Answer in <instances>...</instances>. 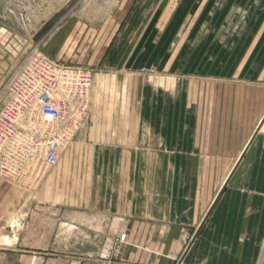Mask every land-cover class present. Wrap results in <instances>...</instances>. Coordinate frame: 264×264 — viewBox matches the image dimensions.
Segmentation results:
<instances>
[{
  "label": "crops",
  "instance_id": "0c3cea01",
  "mask_svg": "<svg viewBox=\"0 0 264 264\" xmlns=\"http://www.w3.org/2000/svg\"><path fill=\"white\" fill-rule=\"evenodd\" d=\"M123 4L113 30H126V38L148 56L144 61L177 62L179 55L180 62L198 64L192 78L200 85L191 87L188 132L176 135L169 151L157 150V157L190 160L172 168L173 174L226 178L200 219L191 210L178 220L166 183L151 184L150 137L141 139L148 148L136 151L126 132L112 129L111 140L102 132L93 157L105 164L90 170L89 185L83 177H69L85 174L84 168L51 169L41 193L0 180V257L5 264H32L40 239H49L50 252L84 256L78 264H99L103 241L124 233L115 264H264V0ZM200 64L207 65L205 72L199 73ZM127 95L124 104L115 97L105 106L113 114L102 111L103 121L127 125ZM92 125L103 126L97 120ZM137 125L150 123L138 118ZM60 171L68 178L56 190L53 176ZM161 172L167 175L166 168ZM40 207L46 217H40ZM183 232L190 233L185 246Z\"/></svg>",
  "mask_w": 264,
  "mask_h": 264
},
{
  "label": "rangeland",
  "instance_id": "374dc122",
  "mask_svg": "<svg viewBox=\"0 0 264 264\" xmlns=\"http://www.w3.org/2000/svg\"><path fill=\"white\" fill-rule=\"evenodd\" d=\"M124 7L123 0H0V112L8 99L6 84L10 74L34 54L59 66L89 71L93 80L88 92L87 115L81 126L66 141L54 168H84L85 174L69 177H83V181L89 185L92 182L90 170L105 164L101 158L93 157L96 155L94 149L101 147L102 132L109 140L114 130H120L123 135L126 132L129 143L134 138L136 151L150 145L151 184L166 183L168 197L177 201L178 220L190 217L191 210L200 219L226 175L173 174L172 168L188 166L190 160H161L157 157V150L166 147L169 151L174 147L175 136L184 137L185 132H188L185 125L191 118V87L200 85L192 78L197 73L198 64L180 62L179 55L177 62L144 61L148 56L140 53L142 47L134 46V40L126 38L127 31L115 33L113 30L112 23L116 22L117 14ZM217 36L222 38V31ZM200 65L202 69L200 68L199 73L205 72L207 65ZM127 92L131 99L127 125L118 127L103 121L102 111L105 116L113 114L111 107L104 112L105 106L112 99L116 100L115 97L120 98L121 104H124ZM138 118L144 119L145 123L149 122L150 126L138 127ZM96 120L103 126L98 129L94 127L92 124ZM143 136L150 137L149 145L146 140V144L142 142ZM161 167L167 169V175L159 173ZM51 169L40 174L27 173L22 181L20 178L17 180L7 177H0V180L22 189L39 190L41 193L43 189H47L45 183ZM53 177L56 190L62 189L64 177L68 178L63 175V171ZM44 193L46 198V191ZM59 195V191H56L58 203L62 202ZM45 211V208L40 207V217H46ZM59 213L56 212L55 217ZM117 224L119 227V223ZM119 229L120 227L116 233L121 232ZM73 234H77V231ZM189 234L183 232L184 246L190 240ZM92 237L90 240L93 241ZM50 242L53 243V240L40 239L39 254L32 256V264H78L79 259L84 257L79 254L52 253L46 247ZM103 242L104 251L98 256L99 264H115L120 246L126 242L125 234L121 233L116 239ZM8 258L12 259L10 256ZM5 263L7 260L0 257V264Z\"/></svg>",
  "mask_w": 264,
  "mask_h": 264
},
{
  "label": "built area",
  "instance_id": "2783aa9c",
  "mask_svg": "<svg viewBox=\"0 0 264 264\" xmlns=\"http://www.w3.org/2000/svg\"><path fill=\"white\" fill-rule=\"evenodd\" d=\"M92 74L34 54L13 71L0 112V177L25 178L58 164L88 111Z\"/></svg>",
  "mask_w": 264,
  "mask_h": 264
}]
</instances>
